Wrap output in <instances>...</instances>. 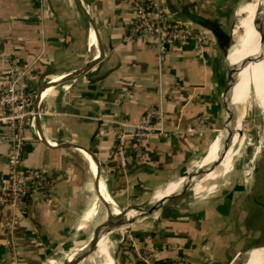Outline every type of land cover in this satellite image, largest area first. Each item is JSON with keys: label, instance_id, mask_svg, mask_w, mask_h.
<instances>
[{"label": "crops", "instance_id": "obj_1", "mask_svg": "<svg viewBox=\"0 0 264 264\" xmlns=\"http://www.w3.org/2000/svg\"><path fill=\"white\" fill-rule=\"evenodd\" d=\"M248 1L158 0L169 20L205 36L203 45L171 48L160 62L152 41L131 36L133 11L120 0H0V54L25 72L33 109L43 93L37 105L43 115L36 120L42 139L28 131L24 166L45 168L53 180L49 203L33 195L23 211L0 205V264H64L77 228L93 232L77 253L84 256L93 244L100 197L122 225L79 264H114L110 252L120 247L116 232L122 229L133 239L122 264H145L144 253H152L153 264H224L228 252L237 254L228 245L236 237L228 240L227 224L236 228V201L245 188L238 167L232 168L231 148L217 163L225 133L212 138L228 117L222 99L232 66L241 68L230 103L242 105L245 52L260 47L253 19L263 0ZM6 68L0 58V87ZM254 88L264 91L263 81H254ZM149 107L159 110L162 130L144 142L141 162L129 141L127 168L120 171L113 159L118 123L136 124ZM200 118L207 130L186 134ZM7 137L0 126V181L7 175ZM95 164L103 182L88 208Z\"/></svg>", "mask_w": 264, "mask_h": 264}, {"label": "built area", "instance_id": "obj_2", "mask_svg": "<svg viewBox=\"0 0 264 264\" xmlns=\"http://www.w3.org/2000/svg\"><path fill=\"white\" fill-rule=\"evenodd\" d=\"M120 1L127 3L133 11L131 36L152 41L160 62L164 60L166 52L171 48L182 47L190 41H194L199 46L205 42L204 33H196L188 24L169 20L168 16L160 10L158 0ZM0 58L7 66L6 81L0 87V126H6L8 129L7 175L0 181V205L23 211L26 208V200L30 196H38L40 203H49L52 199L53 180L49 172L42 167L27 168L22 159V149L27 141L28 131L40 139L36 128V117L41 118L43 112L40 109L37 111L33 109L35 95L25 84V72L8 55L0 54ZM159 115L160 112L156 107H149L136 124L118 123L121 130L116 136L113 157L116 169L126 171L127 156L130 152L128 151L129 141L132 143L131 152L135 154L136 161L143 160L144 142L155 132L162 130L156 126ZM206 126L205 120L200 118L186 130V134L201 136L207 130ZM128 128L131 129L130 132L127 131ZM3 140L5 138H0V141ZM119 240L120 244L128 241L131 244L133 241L129 233L121 234ZM152 256V253H144L139 255V258L145 264H153Z\"/></svg>", "mask_w": 264, "mask_h": 264}, {"label": "rangeland", "instance_id": "obj_3", "mask_svg": "<svg viewBox=\"0 0 264 264\" xmlns=\"http://www.w3.org/2000/svg\"><path fill=\"white\" fill-rule=\"evenodd\" d=\"M254 0H249L248 2H251ZM264 4V2H263ZM264 6V5H262ZM259 19L261 22L264 20V10L259 15ZM239 20L237 17L234 20V23L232 25V33L235 30V27L238 25ZM240 33V32H239ZM233 35V34H232ZM259 36V35H258ZM234 39V35H233ZM260 41V37L257 40ZM256 42V41H255ZM253 43V46L256 43ZM234 40L233 44L234 45ZM260 48V47H259ZM255 47H248L245 52V58L246 59V67L244 68L243 74H244V81H245V89H244V95L246 97L245 102L242 105H232L229 103V92L232 88V86L236 83L238 79V73L240 66H234V69L231 72V77L228 79V94L224 95L222 101L224 102V105L227 109V112L230 114V126L228 130L227 135V141H222L220 145V151L218 156V161L221 162V156H223L224 151L228 150L229 148L232 149V152L235 153V156L233 158L232 168L234 165L238 167V172H240V181L244 185V188L247 189L252 184V179L258 169L262 170L264 169V91L258 90L255 91L254 88V81L259 82L260 80L263 81L264 79V70L262 61L256 60V54L259 55V50H256ZM257 52V53H256ZM261 70L263 72L261 73ZM262 84V83H261ZM228 117L225 122H223V125L220 131L218 133L213 134L212 141L218 136L219 133H224V127L228 124ZM237 123H240L238 128L240 131L235 129ZM236 135V140L233 146L231 145L232 138ZM219 164V163H218ZM214 165V163L209 164L203 169L211 168ZM219 166V165H218ZM231 168V169H232ZM219 170L221 171V168L219 166ZM230 174V172L225 176L227 177ZM197 175H193L191 173L190 178L196 179ZM196 181V180H195ZM195 181L189 182L188 188L190 186H193ZM258 183V182H257ZM245 189L242 191V195L245 193ZM95 196H96V188L93 184L91 186V191L89 193V205L88 208L95 202ZM239 198V195H238ZM256 210V207H255ZM99 215L97 217V221H95L92 225V228L94 226L99 225L101 216L104 214V208L100 204ZM237 217V223L236 228L234 224L231 221H228L227 228H228V240L231 238V235L236 237V241L231 243L228 242L229 247L234 246L235 249L239 250L236 251L237 254L230 255V252H228L227 257L225 258L224 264H256L260 260L264 258V256H256L253 255L254 252L264 250V232L255 231V230H247L248 224H244V217L246 215L245 209L244 211L238 213ZM251 224V223H250ZM234 226V229H233ZM74 232V236L72 239L67 243L68 250L66 251L65 260L71 259L75 257L81 248L83 244H85L89 238L92 237L93 232L90 231L89 233H83L79 232V228H77ZM231 231H237L236 236L234 234H231ZM118 236L120 237L121 234L126 235L125 229H122L118 232ZM83 238V240H82ZM130 242L122 243L120 244V247L116 250H112L110 252V256L113 259L114 264H120V257L121 255L126 251L129 250ZM262 248V249H260ZM264 262V260H262ZM83 264H104V261L102 259H94L92 261H87Z\"/></svg>", "mask_w": 264, "mask_h": 264}, {"label": "water", "instance_id": "obj_4", "mask_svg": "<svg viewBox=\"0 0 264 264\" xmlns=\"http://www.w3.org/2000/svg\"><path fill=\"white\" fill-rule=\"evenodd\" d=\"M263 10H264V6L258 7L256 14H255V17L253 19V28L255 29V31L258 33V35L260 37L261 55H260V57H258V59H256L259 62L264 59V21L261 22L259 19V15H260V13H262ZM227 56H228V53H227ZM246 62L247 61H245L244 63H246ZM233 69H234V66H232V68L229 72L228 79H230L231 72ZM228 86H229V83L227 82L225 95L228 94ZM231 90H232V88H231ZM231 90H230L229 94L231 93ZM42 96H43V93H40V95L36 99L37 102L35 103V109H34L35 111H37L38 101L40 100V98ZM229 97H230V95H229ZM228 101L230 103V98ZM38 119L39 118L36 117V120H38ZM228 122L229 123L224 127V130H225L224 133L226 135V138L224 140L225 142L227 141L226 139H227L228 130H229V126H230L229 125L230 124V114L229 113H228ZM40 139H42L41 136H40ZM78 149H83V148L78 147ZM225 152L226 151H224V154H225ZM224 154H223V156H224ZM90 156H91L93 162L96 163L91 154H90ZM223 156H221V159H219V160H222ZM218 162L219 161H217V163ZM95 165H96L95 188H98L99 182L100 181L103 182V178H102V172H101L100 168L97 166V164H95ZM100 204L102 205V207L104 208L105 211H104V214L101 216L100 223H99V225H98V227L94 233L93 244L90 247L89 251L82 257H79V254H77L75 257L68 259L64 264H79L83 261L88 260L96 252V247H97L99 240L103 236H108L111 232L115 231L118 227H120L122 225V224L119 225L118 223H114L112 221V213L110 212V207L108 205V202L103 197H100Z\"/></svg>", "mask_w": 264, "mask_h": 264}, {"label": "trees", "instance_id": "obj_5", "mask_svg": "<svg viewBox=\"0 0 264 264\" xmlns=\"http://www.w3.org/2000/svg\"><path fill=\"white\" fill-rule=\"evenodd\" d=\"M252 180L244 195L236 201L237 211L245 209L244 224H248L247 230L264 232V169H258ZM126 256L125 253L121 255L120 264Z\"/></svg>", "mask_w": 264, "mask_h": 264}, {"label": "bare ground", "instance_id": "obj_6", "mask_svg": "<svg viewBox=\"0 0 264 264\" xmlns=\"http://www.w3.org/2000/svg\"><path fill=\"white\" fill-rule=\"evenodd\" d=\"M263 2H264V0H263L262 2H260V6L264 5ZM260 6H259V7H260ZM263 21H264V20H263ZM260 47H261V45H260ZM259 49H260V48H259ZM260 55H261V51L259 50V55L256 57V59H258V57H260ZM263 60H264V59H263ZM263 63H264V62H262V64H263ZM263 70H264V65H263ZM263 84H264V79H263ZM86 157L88 158V161H89L90 165L92 166L91 169H94V168H93V162H92V159H91L89 156H87V154H86ZM87 158H86V159H87ZM104 195H105V196L107 197V199L111 202V200H110V198H109L107 192H104ZM105 237H106V236H103V237L99 240V242H101L103 239H105ZM99 242H98V243H99ZM263 248H264V247H263ZM260 249H262V248H260ZM253 255H256V256H264V250H260V251L254 252ZM262 260H264V258H263ZM262 260H260V261L257 262L256 264H264V262H262Z\"/></svg>", "mask_w": 264, "mask_h": 264}]
</instances>
